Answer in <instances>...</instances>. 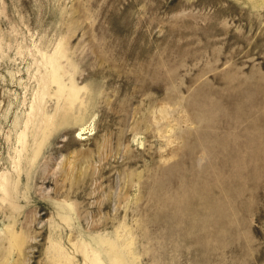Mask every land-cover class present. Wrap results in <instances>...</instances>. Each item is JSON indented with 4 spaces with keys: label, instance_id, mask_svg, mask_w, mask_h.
<instances>
[{
    "label": "rangeland",
    "instance_id": "1",
    "mask_svg": "<svg viewBox=\"0 0 264 264\" xmlns=\"http://www.w3.org/2000/svg\"><path fill=\"white\" fill-rule=\"evenodd\" d=\"M0 264H264V0H0Z\"/></svg>",
    "mask_w": 264,
    "mask_h": 264
},
{
    "label": "bare ground",
    "instance_id": "2",
    "mask_svg": "<svg viewBox=\"0 0 264 264\" xmlns=\"http://www.w3.org/2000/svg\"><path fill=\"white\" fill-rule=\"evenodd\" d=\"M88 129H89L88 127H83V128L81 129V132H86ZM79 135H80V133H79Z\"/></svg>",
    "mask_w": 264,
    "mask_h": 264
}]
</instances>
